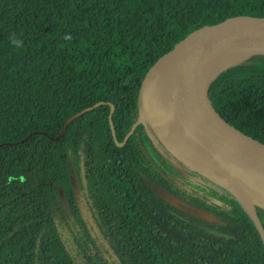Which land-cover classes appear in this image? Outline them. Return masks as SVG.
Returning a JSON list of instances; mask_svg holds the SVG:
<instances>
[{
    "label": "trees",
    "instance_id": "trees-1",
    "mask_svg": "<svg viewBox=\"0 0 264 264\" xmlns=\"http://www.w3.org/2000/svg\"><path fill=\"white\" fill-rule=\"evenodd\" d=\"M235 14L264 15V0H0V264H264L237 198L147 122L117 144L154 62ZM209 97L264 141V54L222 70ZM155 184L219 221L177 208Z\"/></svg>",
    "mask_w": 264,
    "mask_h": 264
},
{
    "label": "water",
    "instance_id": "water-1",
    "mask_svg": "<svg viewBox=\"0 0 264 264\" xmlns=\"http://www.w3.org/2000/svg\"><path fill=\"white\" fill-rule=\"evenodd\" d=\"M221 49H237L246 54L244 60L252 53L264 54V15L235 14L204 24L162 54L144 76L138 119L123 141L117 144H123L137 124L147 122L174 157L228 189L237 198L264 245V226L256 208V205L264 207V141L225 120L210 100V82L225 68L240 63L225 66L212 78L206 79L205 63ZM150 74L152 77L147 82ZM151 79H154L152 105L147 98ZM93 106L70 116L67 122ZM112 109L111 105L109 121L115 139ZM67 122L62 131L66 129ZM152 188L188 214L219 221L215 214L185 204L161 185L156 184Z\"/></svg>",
    "mask_w": 264,
    "mask_h": 264
},
{
    "label": "bare ground",
    "instance_id": "bare-ground-1",
    "mask_svg": "<svg viewBox=\"0 0 264 264\" xmlns=\"http://www.w3.org/2000/svg\"><path fill=\"white\" fill-rule=\"evenodd\" d=\"M246 58V54L240 52L239 50H226L221 49L216 51L214 58L209 61H206L204 70L206 79L212 78L220 69L225 66L241 62ZM152 74H150L147 78V82L149 81ZM179 150V149H178Z\"/></svg>",
    "mask_w": 264,
    "mask_h": 264
},
{
    "label": "rangeland",
    "instance_id": "rangeland-1",
    "mask_svg": "<svg viewBox=\"0 0 264 264\" xmlns=\"http://www.w3.org/2000/svg\"><path fill=\"white\" fill-rule=\"evenodd\" d=\"M153 83H154V79H151V81H150V84H149V89H148V91H147V98H148V100H149V102H150V104L152 105V103H154V97H153ZM153 101V102H152ZM166 155L168 154V153H165ZM167 156H169V158H172L169 154L167 155ZM173 159V158H172Z\"/></svg>",
    "mask_w": 264,
    "mask_h": 264
},
{
    "label": "clouds",
    "instance_id": "clouds-1",
    "mask_svg": "<svg viewBox=\"0 0 264 264\" xmlns=\"http://www.w3.org/2000/svg\"><path fill=\"white\" fill-rule=\"evenodd\" d=\"M13 43L16 45V46H20V42L18 40H14Z\"/></svg>",
    "mask_w": 264,
    "mask_h": 264
},
{
    "label": "flooded vegetation",
    "instance_id": "flooded-vegetation-1",
    "mask_svg": "<svg viewBox=\"0 0 264 264\" xmlns=\"http://www.w3.org/2000/svg\"><path fill=\"white\" fill-rule=\"evenodd\" d=\"M155 185H156V184H155ZM155 185H154V186H155Z\"/></svg>",
    "mask_w": 264,
    "mask_h": 264
}]
</instances>
